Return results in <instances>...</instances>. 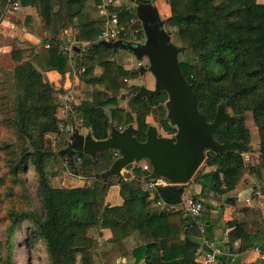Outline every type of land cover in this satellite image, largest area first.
Instances as JSON below:
<instances>
[{
	"label": "trees",
	"instance_id": "16d2710c",
	"mask_svg": "<svg viewBox=\"0 0 264 264\" xmlns=\"http://www.w3.org/2000/svg\"><path fill=\"white\" fill-rule=\"evenodd\" d=\"M18 1L22 7L38 10V17L26 16L24 26L28 32L36 34L38 19L44 37L31 47L27 58L23 50H12L17 62L13 70L0 68V172L5 169L0 174V187L6 190L9 199H20L12 208H4L3 214L0 209V224L7 223L5 231L9 241L6 264H14L10 238L16 225L23 221L29 223L26 241L30 244L41 241L50 264H101L99 238L103 229L112 232L107 243H113L122 253H130L136 263L198 264L200 245L193 239L200 235L195 229L196 222L189 224L191 216L172 208L182 203L186 184L156 186L155 201L162 200L165 206L154 207L153 201L148 199V189L143 186L149 172L142 167L136 166L133 174L126 173L124 180L109 178L105 181L97 177L118 157L115 150L98 154L96 158L75 152L74 164L70 159L68 167L75 169V174L92 179V185L51 184L55 172L50 171L48 163L56 153L49 135L55 134L58 148L64 149L71 132L67 130L69 121H62L58 116L60 90L47 80L46 72L55 70L64 76L73 67L85 69L80 77L91 86L90 97L71 106L69 116L79 128H88L97 140L109 137L111 124L124 128L134 123L136 136L144 141L149 116L158 117L169 136L177 129L166 118L167 93L137 96L141 85H130L129 81L140 76L139 70L128 69L113 58L118 51L115 46L96 42L104 22L75 23L89 0ZM96 1L102 3V0ZM8 2L0 0V18ZM167 2L170 16L165 23L181 43L180 66L196 94L199 109L209 122L215 119L220 105L236 118L235 122L221 124L215 138L224 144H250L248 114L258 128L256 166L247 162L242 151L207 152L204 165L214 168L210 175L215 191L224 195L234 190L247 171L264 183V0ZM108 9L110 13H117L120 25L126 27L120 39H143L144 31L133 9L125 5ZM132 19L135 21L130 23ZM70 27L80 43L88 44L84 51H75L74 64L58 46L63 32ZM136 28L140 30L132 37L128 30ZM47 43H51L50 48L46 47ZM124 89H129L127 98ZM124 97L127 107L119 103ZM31 167L36 175L38 201L33 198L24 177ZM115 183L120 185L124 202L120 206H109L107 194ZM16 187L22 189L20 194L16 193ZM26 190L29 199L24 202L21 196ZM232 199L226 197L229 203ZM228 223L233 227L229 234L230 250L237 240L244 245L251 237L247 224L238 219ZM133 236L135 244L128 251L125 241ZM257 264H264V259Z\"/></svg>",
	"mask_w": 264,
	"mask_h": 264
},
{
	"label": "water",
	"instance_id": "95a60500",
	"mask_svg": "<svg viewBox=\"0 0 264 264\" xmlns=\"http://www.w3.org/2000/svg\"><path fill=\"white\" fill-rule=\"evenodd\" d=\"M133 3L135 15L143 25L142 40H123L101 42L133 52L142 61L147 58L148 66L140 65L141 74L146 71L155 77V88L141 85L137 96L160 95L167 93L165 106L166 118L177 131L173 136L162 135L157 126L150 124L146 131V139L139 140L134 123L120 129L111 124L109 137L97 140L92 133L81 132L74 118L72 131L67 148L61 149L60 154L69 153L74 164V153L80 152L96 158L98 154L115 150L118 157L105 171L97 177L108 180L112 177L125 179L124 172H130L135 164L146 160L152 166V171L145 180L164 178L171 184H186L197 173L206 160L209 150L225 153L231 150L249 154L253 144L232 142L224 144L215 138V132L221 124L235 122V116L220 105L212 122H209L199 109L196 94L180 66L179 54L182 48L172 39L165 28L163 20L152 0H129ZM86 47L75 46L80 52Z\"/></svg>",
	"mask_w": 264,
	"mask_h": 264
},
{
	"label": "crops",
	"instance_id": "0c3cea01",
	"mask_svg": "<svg viewBox=\"0 0 264 264\" xmlns=\"http://www.w3.org/2000/svg\"><path fill=\"white\" fill-rule=\"evenodd\" d=\"M152 2L163 20L170 16V7L167 0H152ZM102 4L103 0L101 4H99L96 0H89V2L87 3V7L80 15H78L75 23L84 24L92 21H103L105 24L107 15L104 12V7ZM120 4L125 5L126 8H134L133 3H131L129 0H121ZM20 7L21 5L18 8ZM5 22L12 24L10 20H5L4 23ZM21 31H25L28 37L33 36L35 38L38 35L27 32L24 27ZM65 34L66 36H64ZM134 34L135 33L131 34L132 37L134 36ZM67 35L75 36L71 27L64 31V34H62L61 38L66 39L67 37H69ZM139 65H143L142 61H139ZM77 71L78 70L73 67L71 72L66 73V75L64 76H62L55 70L45 73L48 77H53V79L50 81L52 83L54 81V84L56 85L55 87L57 89H65L66 93L60 94V97H64V99L69 101L70 103L68 104L70 105V107L73 106V104L78 105L84 100L83 98H78V95L74 94L75 87H78L79 84L86 85L81 80L80 75L77 74ZM141 76L142 75H140L139 77ZM62 80H65V83ZM135 80L136 79H134L133 81ZM61 82L63 83L62 86ZM59 110L63 113V118L60 116L59 118L61 120L65 119V121L68 120L67 114H70V112L66 111L64 105L60 106ZM150 124L152 123L150 122ZM251 143L253 144L252 151L257 150V145L252 141ZM249 155L250 153L245 155V157H247V162H249ZM144 163L148 162L141 161L140 163L135 164V167L140 166L143 168ZM212 169L214 168L206 167L202 171L200 177H197L199 173L198 170L194 177L188 183H186L187 186L185 189L186 194L184 198H193V196H198L204 202L205 206V209L199 218L190 217L189 219V224L193 225L196 222L195 229L200 231V235L193 236V239L200 245L198 249V257L200 255L202 256L208 252H211L213 247L217 245L221 248V253L217 256L216 264H257L261 261L260 251L264 247V183L250 171H247L242 176L241 180L234 190L230 191L227 194L221 195L215 191V186L211 180L210 172L212 171ZM73 170L75 171V169ZM133 170H131L130 172H124V176L126 173L133 174ZM63 178L64 177H62L61 179L62 183H65L66 181H64ZM70 181L78 183L77 185L70 187L89 186L93 183L92 179L84 178L80 175L78 178L74 177L70 179ZM143 186L146 187L144 183ZM148 192L150 193L148 199L153 201L152 206L157 207V203L155 201V193L151 192L150 190H148ZM227 196L233 198L230 203L226 201ZM106 202L109 206H120L123 204L124 199L120 194L119 184L115 183L110 186ZM172 208L174 210H181L185 215H187L186 212H184L183 204ZM243 208H250V210L245 211L243 210ZM235 219L241 220L247 224V229L251 233V237L244 245L240 243V240H237L238 243H234L231 246L230 250L228 246V242L230 239L229 234L232 231L233 227H230L228 222ZM23 223L24 226L21 227ZM6 224V222L0 224V264H6L4 260L6 259L5 257L7 256L8 252H10L8 249V234L6 233L7 231H5ZM28 228V221L19 223L18 225H16L14 232L10 238V243L13 247L11 254L14 264H49L50 262L47 253L45 254V257L41 258L43 259V262L37 261L36 258L32 257V253H34V251L41 250L42 247L41 245L37 244L38 242L30 244L26 241ZM102 232L103 234L99 238V251L102 256L101 264H144V261H142L141 263H136L130 253H122L113 243H107V241L112 237V232L110 229H103ZM125 242V249L130 251L134 247L135 237L133 236ZM256 247H259L260 250H256ZM125 249L123 250V252H126Z\"/></svg>",
	"mask_w": 264,
	"mask_h": 264
},
{
	"label": "rangeland",
	"instance_id": "374dc122",
	"mask_svg": "<svg viewBox=\"0 0 264 264\" xmlns=\"http://www.w3.org/2000/svg\"><path fill=\"white\" fill-rule=\"evenodd\" d=\"M9 9H11V11H9ZM28 14H32V15L38 17V10L34 7L33 8H23L21 6L20 8H15L14 4L11 2L10 5L8 6V10L7 11L5 10V12L3 13V15L0 18V68H2V69L8 70V71H11L14 69L17 62L12 57V50H14V49L23 50L24 56L27 58L30 55L31 47L39 44L44 37V32L38 23L39 22L38 19H37V25H36V27H37V33L36 34H38V35L35 38L33 36L28 37L26 35L25 31H21L23 27L25 28L24 20ZM5 20H10V22L12 24H9L8 22L4 23ZM130 23H133V22H130ZM165 28L167 29V31H171L172 35L174 34L173 29L169 28L166 24H165ZM142 29H144L143 25H142ZM65 30H67V29H65ZM139 30H140L139 28H136L135 30L129 29L128 32L129 33H137ZM36 34H34V35H36ZM63 34H64V32H63ZM24 35L27 37H25ZM64 36H66V34ZM67 36H69V37H67L66 40H69V39H72L73 37H75L72 35H67ZM172 39L175 41V43L178 46H181V43L176 39L175 35H173ZM37 42H39V43H37ZM118 49H119V51L116 52V54L113 58L117 59L118 62L123 64L128 69L129 68H131V69L137 68L139 70V67H140L139 59H137V57L133 54V52L126 50V49H123V48H120V47H118ZM142 64L144 66L149 65V61L146 57L142 59ZM98 72H99V70H98ZM139 72H140V75H142V76L138 77L135 81H133L131 79L129 81V84L130 85H134V84L142 85V84H144L148 88L154 89L155 88V77L152 75V73H150L149 71H146L144 74H141V70H139ZM46 78H47V80L53 79V77H48L47 75H46ZM62 81L65 83V80H62ZM53 84H54V81H53ZM62 84L63 83L61 82V86H62ZM58 90H60V89H58ZM90 92H91V86L79 84L78 87H75V93L74 94L78 95V98H80V99H82V98L86 99V98L90 97ZM128 92H129V89L123 90V94H125V97L128 94ZM65 93H66L65 89L61 88V90L58 94V98H59L58 100L60 102V106H63L65 103H70L69 101L64 99V97H60V94H65ZM125 97L121 98V100H119V103H120V105L127 107V102H126L127 97L126 98ZM166 113H167V109H166ZM62 114L63 113L60 112V110H59L58 116L62 117L63 116ZM70 118L72 120V117L69 116L68 120H67V121H69V123L67 125L70 124ZM148 120L153 125L158 127L160 134L169 136L166 134V132L161 127L158 117L149 116ZM62 121H65V119H63ZM246 123H247V126L251 130L252 142H254L258 147L259 141H260L259 134H258V128L255 125V123L252 119V116L250 114H248V116L246 118ZM81 130L83 133L86 134L89 129L86 127H82ZM49 137L53 140V142L55 144V146L53 148H54V152L56 153L54 155V157L52 158L51 162L48 163V167H49L50 171L55 172V173H53V177H51V184L53 186L64 185L67 187L77 185L78 183L71 182L70 179H72L74 177L78 178L79 175L81 176V174H79V175L75 174L74 173L75 171L72 170V168L68 167V163L70 161L69 156H68V154H65V155L60 154L61 149L58 148V145L56 144V142L58 140L57 136L55 134H50ZM244 155H247V154H244ZM245 158H247V157H245ZM248 159H249L250 164H255V166L258 164V161H259L258 148H257V150H253L252 152H250ZM143 161H146V160H143ZM206 167L207 166H205L203 163L199 169V172H202ZM4 170H2V172H4ZM2 172H0V174H2ZM24 177H25L26 182L28 184L27 187L29 186V189H30V192H31L33 198H37V201H38L39 198H38L37 182H36V175H35L34 168L31 167L24 174ZM62 177H64L63 179H64V181H66L65 183H62V180H61ZM1 191H3L2 187H0V192ZM5 192H6V190L3 191V195H0V209L2 208L1 214H3L4 208H6V207L12 208L15 203L20 201L19 197L17 200L9 199L6 196ZM21 192H22V189L20 187H16V193L20 194ZM21 197H22V200L24 202H27L29 199V192L23 191ZM22 226H24V223L21 225V227ZM6 227H7V225H6ZM37 244L41 245L42 248L39 251H34V253H32V257L36 258L37 261L43 262L42 261L43 259H41V258L45 257L46 250H45L43 244L41 243V241H38Z\"/></svg>",
	"mask_w": 264,
	"mask_h": 264
},
{
	"label": "built area",
	"instance_id": "2783aa9c",
	"mask_svg": "<svg viewBox=\"0 0 264 264\" xmlns=\"http://www.w3.org/2000/svg\"><path fill=\"white\" fill-rule=\"evenodd\" d=\"M14 4L15 8H18L20 6V2L18 0H9L7 4L6 11L8 10V6L10 3ZM121 0H103V7H104V12L107 15V19L105 21L104 27L102 31L98 34L96 38V42H114L116 40H119L121 38V35L125 31V26L120 25V19L117 13H110L109 7L114 6L118 7L121 6L120 4ZM129 9V8H128ZM132 9V8H131ZM11 11V9H9ZM135 13V11L133 10ZM130 22H134V19H132ZM88 44L86 43H80L76 37H73L72 39L66 40L65 38H61V41L58 43L59 50L63 52L65 55L68 56V58L73 62L76 53L74 50L75 46H80V47H87ZM47 48L51 47V43L46 44ZM84 68H81L80 70L77 71V74L80 75L81 73L84 72ZM64 107L66 111H70L71 107L68 103L64 104ZM69 113L67 114V117H69ZM120 129H123L122 127H119ZM67 130L72 131V123L67 125ZM143 168L147 170L149 173L152 171V166L150 163H144ZM170 184L169 181H167L164 178H157V179H152V180H147L145 183V188L153 192L154 188L156 186H165ZM154 193V192H153ZM157 206H165V203L162 200H157L156 201ZM183 204V209L184 212H186L187 215L193 217V218H199L204 209V202L201 199L195 200L194 198L187 197L183 198L182 203ZM235 243H238L237 241ZM215 245V244H213ZM256 250H260L259 247H256ZM221 253V248L217 245H215L212 249L211 252H208L204 255H200L197 257V262L201 264H216L217 263V256ZM261 260L264 259V252L261 250Z\"/></svg>",
	"mask_w": 264,
	"mask_h": 264
},
{
	"label": "flooded vegetation",
	"instance_id": "af4514ba",
	"mask_svg": "<svg viewBox=\"0 0 264 264\" xmlns=\"http://www.w3.org/2000/svg\"><path fill=\"white\" fill-rule=\"evenodd\" d=\"M68 156H69V159H71L72 157H71V155L68 153Z\"/></svg>",
	"mask_w": 264,
	"mask_h": 264
}]
</instances>
